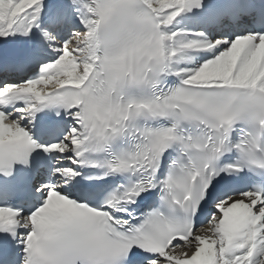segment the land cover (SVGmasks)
Listing matches in <instances>:
<instances>
[{
    "label": "snow or ice",
    "instance_id": "6c2138e0",
    "mask_svg": "<svg viewBox=\"0 0 264 264\" xmlns=\"http://www.w3.org/2000/svg\"><path fill=\"white\" fill-rule=\"evenodd\" d=\"M0 264H264V0H0Z\"/></svg>",
    "mask_w": 264,
    "mask_h": 264
}]
</instances>
